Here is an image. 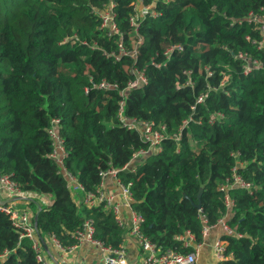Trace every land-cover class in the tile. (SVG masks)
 Returning <instances> with one entry per match:
<instances>
[{
  "label": "trees",
  "instance_id": "obj_1",
  "mask_svg": "<svg viewBox=\"0 0 264 264\" xmlns=\"http://www.w3.org/2000/svg\"><path fill=\"white\" fill-rule=\"evenodd\" d=\"M110 1L119 34L99 27ZM132 1L0 0V172L51 198L34 217L40 241L52 235L73 244L72 233L91 218L95 238L124 245L128 228L102 204L76 202L49 157L47 128L58 118L64 167L87 192L101 171L116 169L130 183L140 232L159 252L193 250L178 236L189 231L199 244L204 226L224 218L232 233L219 235L226 242L219 264H264V51L256 46L258 23L249 19L263 16L264 0H142L156 16L139 19L138 43L129 26ZM118 44L134 46L135 60H115ZM174 44L183 49L166 59ZM238 54L258 66L244 73L247 61ZM133 67L147 82L121 95ZM102 81L116 89H97ZM121 99L124 116L164 126L159 152L134 158L147 147L120 124ZM130 161L135 172L122 170ZM0 255V264H40L32 241L19 238L2 211Z\"/></svg>",
  "mask_w": 264,
  "mask_h": 264
},
{
  "label": "built area",
  "instance_id": "obj_2",
  "mask_svg": "<svg viewBox=\"0 0 264 264\" xmlns=\"http://www.w3.org/2000/svg\"><path fill=\"white\" fill-rule=\"evenodd\" d=\"M133 14L129 17V26L132 32L137 36L139 19L149 15L152 17L156 16L155 11L149 4H143L142 0H133L131 2ZM114 3L110 1L103 9L99 11V27L106 29L109 35L119 34L116 22L114 20ZM249 19L258 23L260 37L256 42L257 48L264 51V14L258 16L255 14H249ZM140 41L137 36L136 43ZM119 50L117 55H112L115 60H118L123 55H129L135 60L137 52L133 46L131 50L126 51L122 44H118ZM182 46L174 44L169 46L164 51L166 59L170 58L171 53L174 50H182ZM239 57L247 61L243 65L244 73H248L255 62L248 63V57L246 55L238 54ZM167 62V61H166ZM166 62L157 64V66L166 65ZM189 71H187L188 73ZM131 73L134 78L128 81L126 88L119 90L122 95L129 89L136 88L147 82L144 73L133 67ZM208 74H210L208 72ZM191 85L190 78L185 82ZM97 89H116V85L109 84L106 81L100 82L95 86ZM89 88H85L88 91ZM199 97L198 100H200ZM124 101H119L118 119L120 124L130 130H135L139 133L140 139L146 144V149H140L134 155V158L147 154L148 152H159L161 150V142L166 138L164 126H155L153 121H137L133 118H128L123 115ZM60 121L58 118H51L47 133L52 141L53 149L49 154V157L57 162L60 166V171L64 174L68 188L74 194L82 193V204L91 207L102 204L105 209L113 211L115 218L121 227L128 228L126 234L134 236L139 244L142 251V258L140 264H198L197 255L200 245L204 243L205 238L209 232L210 226H204L203 228V241L199 244L193 245L194 237L187 231L185 235L178 236L179 239L183 240L185 246H192L193 250L187 253H179L167 250L166 252H159V248L156 247L148 238H146L140 232V225L142 222V216L136 213L132 206V195L130 192V183L123 184L117 177L116 169H108L100 172V182L95 191L87 192L83 186L79 183L77 178L64 167V159L67 155L64 147V141L59 133ZM175 139L178 140V136L174 135ZM131 161L127 163L122 170L131 169L135 172L136 168L134 165L131 166ZM111 177L114 189L112 192H106L103 187V183L106 178ZM239 181L238 178H236ZM247 184H245L246 186ZM44 195L22 190L19 185L10 177L9 174L0 172V211L5 213L12 225L17 229L19 238L25 237L32 241L33 248L36 251V259L40 264H47L41 253V242L40 236L34 221L35 214L40 210L41 207L46 206V202L43 199ZM33 205V209L29 206ZM217 225H219L223 232L232 233V229L225 224L224 218L219 219ZM75 242L73 244L63 246L54 236H48L51 243L56 249L63 253L71 252L78 245L87 243L96 246L103 254V264H128L126 259V250L124 245L118 247H111L105 245L101 240L94 237V226L91 218H86L82 222L81 228L74 231L71 235ZM226 242L221 237L216 238L212 244V254L215 258L214 264H219L220 261L225 259L223 251L225 249ZM1 256V255H0Z\"/></svg>",
  "mask_w": 264,
  "mask_h": 264
},
{
  "label": "crops",
  "instance_id": "obj_3",
  "mask_svg": "<svg viewBox=\"0 0 264 264\" xmlns=\"http://www.w3.org/2000/svg\"><path fill=\"white\" fill-rule=\"evenodd\" d=\"M111 179V177H108L103 183V187L106 192H112L114 189ZM81 194L82 193L74 194V196L75 198H79ZM43 199L45 200L47 206L50 203V197L43 196ZM210 229L204 243L200 245L198 249V264H214L216 261L212 254L211 244L219 237L221 231L223 232V230L220 226L212 227ZM124 247L126 250V259L128 264H140L143 254L136 238L131 234H126ZM40 251L47 264H103V254L100 250L96 246L87 243L78 245L71 252L65 254L56 249L51 243L49 237L46 236L44 242L41 243Z\"/></svg>",
  "mask_w": 264,
  "mask_h": 264
},
{
  "label": "rangeland",
  "instance_id": "obj_4",
  "mask_svg": "<svg viewBox=\"0 0 264 264\" xmlns=\"http://www.w3.org/2000/svg\"><path fill=\"white\" fill-rule=\"evenodd\" d=\"M72 197L74 198V194H72ZM51 199V198H50ZM76 199V202L78 203H82V194L81 196H79V198H75ZM30 209H33V205L29 206Z\"/></svg>",
  "mask_w": 264,
  "mask_h": 264
},
{
  "label": "water",
  "instance_id": "obj_5",
  "mask_svg": "<svg viewBox=\"0 0 264 264\" xmlns=\"http://www.w3.org/2000/svg\"><path fill=\"white\" fill-rule=\"evenodd\" d=\"M197 207H199V204H196ZM37 215V213L35 214V216Z\"/></svg>",
  "mask_w": 264,
  "mask_h": 264
}]
</instances>
